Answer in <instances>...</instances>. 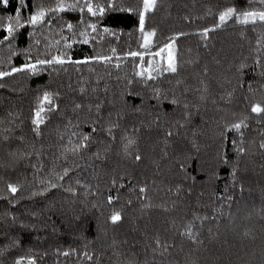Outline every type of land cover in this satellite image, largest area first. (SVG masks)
Masks as SVG:
<instances>
[{
	"label": "trees",
	"instance_id": "trees-1",
	"mask_svg": "<svg viewBox=\"0 0 264 264\" xmlns=\"http://www.w3.org/2000/svg\"><path fill=\"white\" fill-rule=\"evenodd\" d=\"M88 2L0 0V72L36 65L0 79V264H264V23L237 19L264 0H157L147 49L142 0ZM166 44L177 73L136 76Z\"/></svg>",
	"mask_w": 264,
	"mask_h": 264
},
{
	"label": "snow or ice",
	"instance_id": "snow-or-ice-1",
	"mask_svg": "<svg viewBox=\"0 0 264 264\" xmlns=\"http://www.w3.org/2000/svg\"><path fill=\"white\" fill-rule=\"evenodd\" d=\"M2 2L4 4H7L8 0H2ZM19 3L21 5V7L25 6V0H19ZM143 3V11L140 12L139 14V22H140V31L141 33H143V44L141 45V47L147 49L150 47L151 45V38L155 36V32H144V22H145V13L154 9L156 4H157V0H142ZM72 7H75V5H73ZM84 7H86L87 12L91 13L92 15L96 14V11L94 10L92 4L90 2H88V0H85V4ZM58 8L60 10H63V5H58ZM83 10V9H82ZM100 11H103V9L101 8ZM236 14V10L233 8H228L226 9L224 12H222L219 15V23L216 25V27H219L220 25H222L223 23H225L228 19L232 18L234 15ZM45 16V12L43 10L38 11L35 15H32L29 20L27 21L29 24L35 25L40 23L43 18ZM242 17V19L240 18ZM237 19H239V22L242 24H255L257 22L259 23H264V11H260V12H254V11H246L243 13H240V15L237 17ZM9 20H12V18L10 17ZM24 25L20 23V13L19 10L17 11L16 14V18H15V27H23ZM69 29L72 28V25L69 24L68 25ZM14 26L12 23H9L6 25V31L8 33V35H12L14 32ZM214 29H205L202 33L203 36H207L209 31H212ZM8 36H5L4 39H7ZM2 42V41H0ZM85 43H87V41H84ZM70 46V45H69ZM167 52V55L162 57L165 61L166 64L164 66H161L160 64H152L151 61L148 62V67H143V65H139L140 69L139 71L136 72V76L141 77L145 82H147L148 80H154L156 79L157 76H159L162 73H171V74H175L178 71V67H177V61H176V57L175 54L173 52V44H166L164 47H162L158 52L155 53V56H161L162 53ZM131 56L133 57H137L139 56L140 60L143 61V53H137V52H132L130 53ZM98 59L101 60H108L110 59L109 57H100ZM87 61H77L76 63H86ZM39 64H52V63H60L63 64L64 61L58 58H53L52 60H40L38 61ZM36 65L34 64H29V65H25L23 68H14L12 69L11 72H0V79H3V77L5 76H9L12 75L14 72H21V71H26V70H35ZM153 73H155V75H153ZM0 87H2V85H0ZM39 102H38V106L35 110L34 113V118L32 119V124L35 126L34 131L39 129L40 124L44 123V116L43 114L46 111H53L55 108V103H54V97L53 94L45 92L43 94L42 97L38 98ZM173 104L176 103V101H172ZM45 105H50L52 107L49 108H45ZM77 107H79V105H77ZM251 111L253 113H264V107H261L260 104H256L251 108ZM243 124V121H241V123H237L232 125V128L236 129L237 131H239V129L241 128V125ZM246 126V125H245ZM93 131H95V129H93ZM168 136H171L172 133L168 132L167 133ZM90 137L89 136H84L83 140L87 141L89 140ZM129 144L134 143V141L129 140L128 141ZM83 144L77 145V147L75 149H73V151H78L80 147H83ZM261 148H264V144L260 145ZM241 152H243V149H240ZM136 159L139 160L141 159L140 156H136ZM64 175L67 176L68 175V170L65 169L64 171ZM233 175H235V172H233ZM63 176H60L59 179H63ZM51 187L55 188L56 185L52 184ZM9 191L12 193H16L17 192V188L13 185H8ZM69 191H72L71 189H69ZM141 192L144 191V189H140ZM112 202V199L109 198V203ZM122 219L120 213H114L111 217L110 220L112 223H117ZM191 225H189V231H187L186 233H184L185 235H188L190 238L193 237V233L191 232ZM157 243L159 244V241H157ZM165 248L167 247V245L164 246ZM65 255H67V253H65ZM90 259V257H89ZM16 264H22V260H17ZM31 264H34V261L31 262Z\"/></svg>",
	"mask_w": 264,
	"mask_h": 264
},
{
	"label": "rangeland",
	"instance_id": "rangeland-1",
	"mask_svg": "<svg viewBox=\"0 0 264 264\" xmlns=\"http://www.w3.org/2000/svg\"><path fill=\"white\" fill-rule=\"evenodd\" d=\"M165 56L167 55V52L163 53Z\"/></svg>",
	"mask_w": 264,
	"mask_h": 264
}]
</instances>
